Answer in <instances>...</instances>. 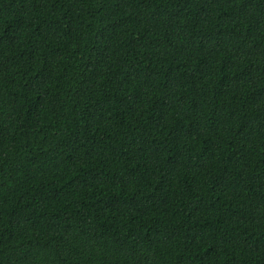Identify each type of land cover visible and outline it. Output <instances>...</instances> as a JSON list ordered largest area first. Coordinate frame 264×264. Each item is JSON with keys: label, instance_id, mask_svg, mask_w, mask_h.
Segmentation results:
<instances>
[{"label": "trees", "instance_id": "1", "mask_svg": "<svg viewBox=\"0 0 264 264\" xmlns=\"http://www.w3.org/2000/svg\"><path fill=\"white\" fill-rule=\"evenodd\" d=\"M0 264H264V0H0Z\"/></svg>", "mask_w": 264, "mask_h": 264}]
</instances>
